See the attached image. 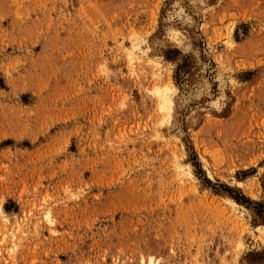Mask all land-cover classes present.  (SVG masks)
I'll list each match as a JSON object with an SVG mask.
<instances>
[{
  "label": "rangeland",
  "instance_id": "374dc122",
  "mask_svg": "<svg viewBox=\"0 0 264 264\" xmlns=\"http://www.w3.org/2000/svg\"><path fill=\"white\" fill-rule=\"evenodd\" d=\"M0 264H264V0H0Z\"/></svg>",
  "mask_w": 264,
  "mask_h": 264
}]
</instances>
